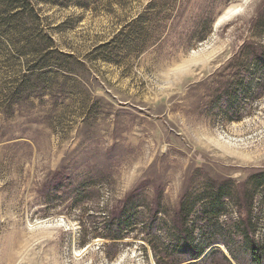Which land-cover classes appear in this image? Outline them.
Returning <instances> with one entry per match:
<instances>
[{"label":"rangeland","instance_id":"rangeland-1","mask_svg":"<svg viewBox=\"0 0 264 264\" xmlns=\"http://www.w3.org/2000/svg\"><path fill=\"white\" fill-rule=\"evenodd\" d=\"M262 57L264 0H0V264H264Z\"/></svg>","mask_w":264,"mask_h":264},{"label":"trees","instance_id":"trees-1","mask_svg":"<svg viewBox=\"0 0 264 264\" xmlns=\"http://www.w3.org/2000/svg\"><path fill=\"white\" fill-rule=\"evenodd\" d=\"M262 59H264V57H262ZM258 62H260V61H258V59H255L254 64H257L258 65L259 64ZM259 65L261 66L262 64L260 63ZM263 184H264V178L261 179V180H258L255 186H260V185H263ZM252 195H253V193H251L250 194V197H249V204H248L249 206L251 204ZM225 196H226L225 191H223V189H221V188L217 189L216 190V193H214V195H211V196L208 195L207 198L209 199V208L210 209L212 208L213 210H215L214 209V206H215V204H217V200L219 201V200H221L222 197H225ZM206 207H208V205ZM218 207L219 208L221 207V209H219L217 211H222L223 210V207H222V205L220 203H219ZM209 208H208V210L205 211V213H207V212H210L211 213L212 212V211H209L210 210ZM238 208L240 209V207H238ZM191 209H192V206H190L188 204H185V203H182L180 205V207H179V210L176 213L175 218L173 219V228L175 229L174 235L176 236L175 239L177 241H181V240L182 241H185V240L188 241L187 238H188V236L190 234V231L188 230L186 224L188 222V217H189V214L191 212ZM127 211H128V208L123 207V208L119 209L118 211H113L111 217H112V219H115L116 220V219H118V218L123 217L124 215H126ZM212 214H217V213L215 212V213H212ZM238 225H239V228L242 227L245 230H250L248 232L251 233V230H252V221H251L250 214H249V216L246 217V216H244V215H242L240 213ZM183 236H184V238H183ZM179 238L181 240H179ZM211 243H214V242H210V244ZM224 244H225L228 252L230 253V255L233 258H236L235 255H234V253H233V251H232V249L226 243H224ZM215 251H216V249L212 250L210 252V255H215ZM201 254H202V250L200 252H198V254H197L196 257H199ZM252 256H253V261L256 264H258V263L261 262L260 261L261 260V257H259L260 256L259 252L253 250L252 251Z\"/></svg>","mask_w":264,"mask_h":264},{"label":"bare ground","instance_id":"bare-ground-1","mask_svg":"<svg viewBox=\"0 0 264 264\" xmlns=\"http://www.w3.org/2000/svg\"><path fill=\"white\" fill-rule=\"evenodd\" d=\"M223 250L226 252L225 248L222 246ZM227 253V252H226Z\"/></svg>","mask_w":264,"mask_h":264}]
</instances>
